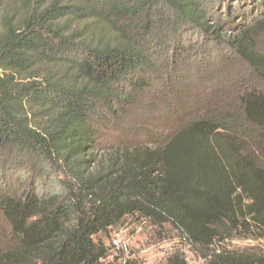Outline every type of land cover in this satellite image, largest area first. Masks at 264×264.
Masks as SVG:
<instances>
[{"label":"trees","instance_id":"16d2710c","mask_svg":"<svg viewBox=\"0 0 264 264\" xmlns=\"http://www.w3.org/2000/svg\"><path fill=\"white\" fill-rule=\"evenodd\" d=\"M188 34L264 78V0H0V210L12 237L0 264H104L129 219L175 233L208 264H264L263 248L229 244L264 241V88L104 166L100 107L129 98L123 87L138 88L165 47L188 54ZM11 173L27 177L13 186ZM32 175L58 189L26 187ZM119 258L108 264H135ZM165 264L188 261L177 250Z\"/></svg>","mask_w":264,"mask_h":264},{"label":"rangeland","instance_id":"374dc122","mask_svg":"<svg viewBox=\"0 0 264 264\" xmlns=\"http://www.w3.org/2000/svg\"><path fill=\"white\" fill-rule=\"evenodd\" d=\"M188 54L180 58L175 43L165 47V55L158 59L156 68L148 71L138 88L125 85L122 93L129 95L124 102L114 101L110 110L100 107L95 117L98 144L102 148L104 166L108 168L120 157L124 148L154 146L184 125L198 111L216 107L243 88L260 86L264 78L243 61L234 50L203 35L188 34L183 38ZM257 48L264 53V36L256 39ZM120 159V158H119ZM120 161V160H119ZM13 186L27 174L11 173ZM26 180L39 192L58 189L46 175L38 180ZM21 182L19 187L24 186ZM165 233V234H164ZM149 224L129 219L121 229H115L107 240L111 252L104 264L116 260H129L135 264H165L175 251H182L188 264H208L175 233H167ZM166 235V236H165ZM11 231L0 210V248L11 243ZM231 248L257 245L264 249V241L236 238Z\"/></svg>","mask_w":264,"mask_h":264}]
</instances>
